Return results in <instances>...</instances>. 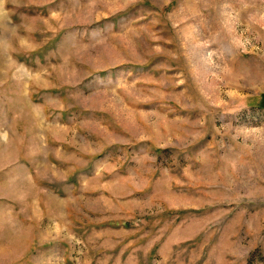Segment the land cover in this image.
<instances>
[{
    "label": "rangeland",
    "instance_id": "1",
    "mask_svg": "<svg viewBox=\"0 0 264 264\" xmlns=\"http://www.w3.org/2000/svg\"><path fill=\"white\" fill-rule=\"evenodd\" d=\"M0 264H264V0H0Z\"/></svg>",
    "mask_w": 264,
    "mask_h": 264
}]
</instances>
